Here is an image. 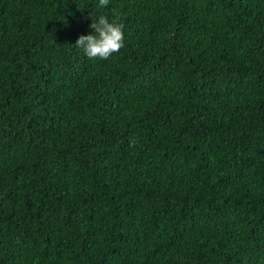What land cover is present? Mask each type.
<instances>
[{
	"label": "trees",
	"instance_id": "16d2710c",
	"mask_svg": "<svg viewBox=\"0 0 264 264\" xmlns=\"http://www.w3.org/2000/svg\"><path fill=\"white\" fill-rule=\"evenodd\" d=\"M0 264H264V0H0Z\"/></svg>",
	"mask_w": 264,
	"mask_h": 264
},
{
	"label": "clouds",
	"instance_id": "9594fccd",
	"mask_svg": "<svg viewBox=\"0 0 264 264\" xmlns=\"http://www.w3.org/2000/svg\"><path fill=\"white\" fill-rule=\"evenodd\" d=\"M109 0H99L100 6H107ZM94 29V34L80 35L74 46L83 50L87 58L91 60H105L112 54L119 52L124 47L123 25L115 20L101 15L98 20H93L89 25ZM135 141L130 142L133 146Z\"/></svg>",
	"mask_w": 264,
	"mask_h": 264
}]
</instances>
